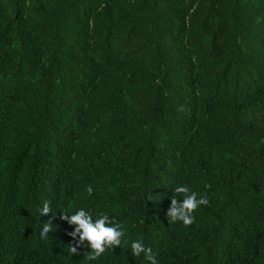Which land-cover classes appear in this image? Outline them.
Masks as SVG:
<instances>
[{"label": "trees", "instance_id": "trees-1", "mask_svg": "<svg viewBox=\"0 0 264 264\" xmlns=\"http://www.w3.org/2000/svg\"><path fill=\"white\" fill-rule=\"evenodd\" d=\"M177 186L208 201L187 226ZM78 208L121 245L72 253ZM136 239L264 264V0H0V264H147Z\"/></svg>", "mask_w": 264, "mask_h": 264}, {"label": "clouds", "instance_id": "clouds-1", "mask_svg": "<svg viewBox=\"0 0 264 264\" xmlns=\"http://www.w3.org/2000/svg\"><path fill=\"white\" fill-rule=\"evenodd\" d=\"M92 189L89 188L88 192L91 193ZM174 191L179 194L180 202L177 199L170 200V206L165 213L167 222H180L187 226L193 223V213L200 205L208 203L207 198L203 195L197 199V194L191 192L186 186H177ZM60 212V211H59ZM51 208L48 202H44L39 209L41 217H54L51 215ZM60 220L65 221L71 227V231L66 234L74 241L73 246H69L72 253H76L80 246L89 249L88 253L90 260L100 258L106 250H111L115 246H120L122 238L125 233L114 219L107 214H99L93 218L92 214L85 208H78L72 213L60 212ZM53 228L52 219H48L43 223L40 236L44 238L46 234L50 233ZM130 255L133 258H143L147 264H158L155 255L152 253L151 248L144 245L142 239H136L130 242L129 249Z\"/></svg>", "mask_w": 264, "mask_h": 264}]
</instances>
